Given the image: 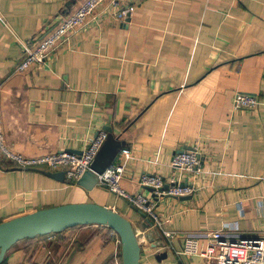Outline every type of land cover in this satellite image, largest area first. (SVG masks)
Wrapping results in <instances>:
<instances>
[{
	"label": "crops",
	"instance_id": "0c3cea01",
	"mask_svg": "<svg viewBox=\"0 0 264 264\" xmlns=\"http://www.w3.org/2000/svg\"><path fill=\"white\" fill-rule=\"evenodd\" d=\"M69 1L0 0V103L10 150L80 152L109 126L132 149L122 187L151 197L141 176H170L175 153L199 145L204 164L181 177L195 187L191 199L156 201L174 232L167 238L108 188L61 182L0 153V223L69 203L105 205L141 234V264H203L179 253L185 236L204 238L227 224L234 226L227 235L263 236L264 0H105L98 19L47 64L18 71L22 42L36 41L80 0L66 11ZM127 4L135 10L122 20L116 12ZM237 91L259 95L262 105L232 111ZM98 226L20 240L4 264H123L120 237Z\"/></svg>",
	"mask_w": 264,
	"mask_h": 264
},
{
	"label": "built area",
	"instance_id": "2783aa9c",
	"mask_svg": "<svg viewBox=\"0 0 264 264\" xmlns=\"http://www.w3.org/2000/svg\"><path fill=\"white\" fill-rule=\"evenodd\" d=\"M105 0H80L78 4L57 23L49 25L42 36L34 41L31 47L22 42L24 57L17 65L20 72L30 71L47 64L52 56L60 49L67 47L71 37L87 27L90 22L98 19L96 10ZM129 0H113L115 6L126 4ZM135 10V5L127 4L126 9L116 12L124 20ZM262 99L257 94L237 91L233 96L232 111H256L262 105ZM108 138L105 129L100 130L95 137L85 143L82 153L59 151L46 155L28 156L10 150L5 142L3 128V113L0 103V153L15 163L21 169L43 168L52 171L64 170L66 179L77 182L86 171L90 170L100 149ZM195 150L184 149L174 154L171 162V174L168 177L160 174L144 173L140 178L142 187L151 188V196L141 193H129L121 185L124 174L125 157H132V149H121V159L109 166L99 175L98 185L108 188L117 197L125 199L129 204L137 206L147 214L153 226L162 230L167 238L174 235L172 230L164 228V223L156 211L158 198L170 196H185L195 192L191 184L184 185L181 177L186 172H194L203 166L200 146H193ZM167 186V188H165ZM224 228L213 230L204 238L188 234L183 240L179 253L186 256H198L204 259L203 264H264V235L241 236L227 235L225 230H232L231 224ZM48 235V239H51ZM140 237V234L139 236Z\"/></svg>",
	"mask_w": 264,
	"mask_h": 264
},
{
	"label": "water",
	"instance_id": "95a60500",
	"mask_svg": "<svg viewBox=\"0 0 264 264\" xmlns=\"http://www.w3.org/2000/svg\"><path fill=\"white\" fill-rule=\"evenodd\" d=\"M74 2L76 0H70L66 4V11L71 8ZM32 39L27 40L29 47L34 44ZM105 130L108 132L107 140L100 149L90 170L86 171L77 181V184L86 190H92L98 184L99 175L114 163L124 145L115 136L111 127L106 126ZM187 149L195 150L193 146ZM77 153L81 154L82 151ZM42 172L61 182L67 180L64 170L42 169ZM183 184L186 185L187 183ZM148 189L151 190V188ZM191 198V195L182 196V199ZM133 208L145 217L150 225H153V222L144 211L135 205H133ZM79 225H102L112 228L121 240L123 264H141V244L131 220L115 209L94 202L69 203L45 208L0 223V264L3 262L9 248L20 240L61 232ZM145 226H148L147 223H145ZM162 255L166 256V253Z\"/></svg>",
	"mask_w": 264,
	"mask_h": 264
},
{
	"label": "trees",
	"instance_id": "16d2710c",
	"mask_svg": "<svg viewBox=\"0 0 264 264\" xmlns=\"http://www.w3.org/2000/svg\"><path fill=\"white\" fill-rule=\"evenodd\" d=\"M118 156V155H117ZM6 158V157H5ZM117 158V157H116ZM13 165H16L15 163H13ZM66 182L70 183V184H74L75 181H72V180H66ZM145 218V217H144ZM80 226V225H79ZM78 226H75V227H72V228H69V229H74V228H77ZM98 227H103L105 229H107V231L112 235L111 237H113L114 235H116L117 233L110 227H107V226H98ZM29 239V238H27ZM5 263V259L4 261L1 263V264H4Z\"/></svg>",
	"mask_w": 264,
	"mask_h": 264
},
{
	"label": "rangeland",
	"instance_id": "374dc122",
	"mask_svg": "<svg viewBox=\"0 0 264 264\" xmlns=\"http://www.w3.org/2000/svg\"><path fill=\"white\" fill-rule=\"evenodd\" d=\"M50 234H53V233H50ZM50 234H45V235H50ZM140 236H141V234H140Z\"/></svg>",
	"mask_w": 264,
	"mask_h": 264
}]
</instances>
